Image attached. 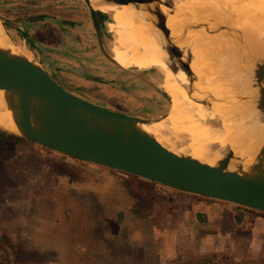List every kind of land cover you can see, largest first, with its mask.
Listing matches in <instances>:
<instances>
[{
    "label": "rangeland",
    "instance_id": "1",
    "mask_svg": "<svg viewBox=\"0 0 264 264\" xmlns=\"http://www.w3.org/2000/svg\"><path fill=\"white\" fill-rule=\"evenodd\" d=\"M157 6L162 8L159 3ZM100 14L110 28L108 14ZM0 26L13 46L27 50L41 65L48 63L55 81L72 93L130 115L168 114L171 90L162 86V74L154 67L142 72L111 61L106 46L105 52L99 45L85 0H0ZM18 30L20 38L15 34ZM103 35V42L112 47L113 38ZM211 108L208 105L204 110L202 122ZM168 126L173 131L186 130ZM0 140V172L7 174H0V201L11 202L8 206L18 218L27 204L17 196L18 189L11 192L20 182L19 175L31 178V173L40 171L39 191L44 185H53L54 178L58 181L57 188L51 189L57 190L41 193L39 201L44 206L43 217L61 225L56 229L61 235L53 236L58 253L51 251L36 258L37 263L25 254L27 261L18 264H45L50 257L59 264H98L93 257L94 232L121 257L104 264H264V212L186 194L90 164L68 165L53 159L64 155L2 130ZM26 165L29 173H20L27 170L22 168ZM60 184L71 192L64 193ZM0 211L6 218V211ZM1 212L0 231L5 227L14 231L15 225ZM249 214L259 216L253 220L261 221L259 226L247 219ZM253 232L263 235L259 233L252 244L247 238ZM64 236L80 240V250L76 251L72 240L67 242ZM10 243L0 236L3 251ZM242 247L245 250L241 251ZM2 260L0 257V264Z\"/></svg>",
    "mask_w": 264,
    "mask_h": 264
},
{
    "label": "water",
    "instance_id": "2",
    "mask_svg": "<svg viewBox=\"0 0 264 264\" xmlns=\"http://www.w3.org/2000/svg\"><path fill=\"white\" fill-rule=\"evenodd\" d=\"M107 1L145 7L144 11L152 15L153 27L167 42L166 20L168 15L177 12V4L171 7L168 3L171 8L165 13L153 0ZM85 2L93 17L89 1ZM214 30H211L212 36L221 34ZM222 33L227 37L226 32ZM163 49L167 53L168 67L177 72L178 65L172 60L171 50L167 45ZM27 56L29 58L0 48V89L7 94L18 129L15 133L0 128L8 136L21 137L52 152L186 194L264 212V140L258 145L259 137L254 135L247 148L249 151L241 153L240 145L230 144L225 136L223 142L211 144V152H216L213 165L188 153L177 154L166 149L153 133L141 130L140 124L150 123V118L112 110L72 93L57 83L32 55ZM154 68L159 71L158 67ZM180 68L185 73L184 84L202 99L232 90L231 75L200 78L195 71ZM255 70L256 95L252 85L251 95L246 93L241 97L243 103H252L253 108L246 115L234 117L246 128L251 125L249 120L264 123V65ZM250 139L253 138L247 140ZM230 165L233 168L229 169Z\"/></svg>",
    "mask_w": 264,
    "mask_h": 264
},
{
    "label": "bare ground",
    "instance_id": "3",
    "mask_svg": "<svg viewBox=\"0 0 264 264\" xmlns=\"http://www.w3.org/2000/svg\"><path fill=\"white\" fill-rule=\"evenodd\" d=\"M87 1L94 12L92 22L97 30L99 45L105 52L106 46L111 61L137 67L142 72L158 67L164 77L162 86L171 90L172 105L168 114L162 118L148 117L151 122L140 124L142 131L153 133L156 140L172 152L181 155L188 153L212 165L215 164L216 152H211V144L223 142L225 136L230 144L237 142L240 145L241 153L249 151L247 148L254 135L259 137L258 145L262 143L264 123L249 120L251 125L246 128L236 118L246 115L253 108L252 103H243L241 97L246 93L251 95L252 85L256 95L257 83L253 82L255 67L264 65V0H153L155 6L161 4L165 13L177 4V12L168 15L166 20L169 29L167 42L153 27L152 15L144 11L145 7L120 5L107 0ZM168 3L171 7H168ZM101 12L108 14L110 28L102 20ZM209 16L213 18L208 19ZM211 30L221 34L212 36ZM222 32H226L227 37ZM105 33L113 38L112 47L103 42ZM164 45L172 52V60L178 65L177 72L168 67ZM0 48L26 57L30 54L22 47L9 43L1 26ZM182 66L200 74V78L231 75L232 90L208 100L202 99L184 84ZM153 69L156 71V68ZM208 105L213 108L202 122ZM168 124L185 127L186 130L173 131ZM0 128L18 133L7 103V94L2 89ZM249 138L253 139L247 140ZM231 168L232 165L229 166Z\"/></svg>",
    "mask_w": 264,
    "mask_h": 264
},
{
    "label": "crops",
    "instance_id": "4",
    "mask_svg": "<svg viewBox=\"0 0 264 264\" xmlns=\"http://www.w3.org/2000/svg\"><path fill=\"white\" fill-rule=\"evenodd\" d=\"M16 37L20 38V33L16 31ZM35 39V38H33ZM44 69L51 75L52 71L50 69L49 64L47 63L46 65H42ZM52 78L54 79L53 75H51ZM55 80V79H54ZM10 139V138H8ZM2 144H0L1 146ZM55 158L53 159H59V161H64L68 165L70 164H80V165H86L89 166L90 163L83 162L68 156H54ZM93 165V164H90ZM28 165L23 166V169H27ZM90 167H95L98 169H103V170H108L111 171L115 174H118V171H114L112 169L104 168L101 166H90ZM10 168V167H9ZM3 170V169H1ZM6 171V170H4ZM21 172H26L29 173L28 169L27 170H19ZM19 173V172H18ZM40 173V171H39ZM39 173L30 174L26 177L25 174H21L20 176V182H17L16 186H13L11 192L14 193L17 190V196L20 197L21 199L27 201V204L25 208L23 209V212L21 213V217L16 216V211L11 209L8 205H11L9 201L1 200L0 201V210H5L6 211V218L10 219V222H12L15 225V230L13 231L12 229L5 227L0 231V236L3 238L5 237L8 241L11 243L8 245V248L6 247L5 250L3 251L0 248V257L3 259V263L1 264H18L19 262H26L27 260L25 259V254L27 256H31L35 262L38 261L36 258H41L42 256H45L47 253H51L56 251L58 253V248L56 247L53 239L54 235H61L56 229L58 226L57 222L52 221V219H47V217H43L44 215L42 214V210L44 209L43 204H40L39 201L41 199V193L44 192H52L56 190H51L52 188L55 189L57 188V179L54 178L53 185H44L45 189L44 190H37L36 188L40 189L38 187L37 183L40 182L39 179ZM1 175L4 177H7V174H3V172H0ZM37 174V175H36ZM26 177V178H25ZM48 182L50 184V177L48 176ZM29 186V189H27ZM10 187V186H9ZM59 188L62 189L64 193L71 192L65 185L60 184ZM86 203V201H85ZM45 205L48 204L50 205L51 203L46 202L44 203ZM51 207V205H50ZM1 212V211H0ZM20 212L17 213L19 215ZM1 216L6 219L1 212ZM250 218L251 222H256L253 221L255 219H258L259 216H254L249 214L247 219ZM95 220V219H94ZM47 222V223H46ZM96 222V221H95ZM261 221H258L255 223L256 227L259 226ZM62 229V228H59ZM63 230V229H62ZM260 232H253L251 235L248 236L247 240L248 242H253L255 241L256 237L259 236ZM263 235V233H260ZM94 238H96V244L92 243V247L95 250V254H93V257L96 259L98 264H104L105 262H114V261H119L121 260L120 256L115 255L109 250V245L105 240L96 232L93 233ZM74 238H66L64 236V240L67 242H70L72 240V243L74 245L75 250H80L78 248V241L81 243L80 240H73ZM246 242V243H248ZM245 241L242 240V244H244ZM86 246V245H84ZM246 247H242L241 251L243 249L245 250ZM83 249V248H82ZM81 249V251H82ZM93 250V251H94ZM37 263V262H36ZM54 257H50L48 261L45 262V264H59Z\"/></svg>",
    "mask_w": 264,
    "mask_h": 264
},
{
    "label": "trees",
    "instance_id": "5",
    "mask_svg": "<svg viewBox=\"0 0 264 264\" xmlns=\"http://www.w3.org/2000/svg\"><path fill=\"white\" fill-rule=\"evenodd\" d=\"M0 144H2V141L0 140Z\"/></svg>",
    "mask_w": 264,
    "mask_h": 264
},
{
    "label": "flooded vegetation",
    "instance_id": "6",
    "mask_svg": "<svg viewBox=\"0 0 264 264\" xmlns=\"http://www.w3.org/2000/svg\"><path fill=\"white\" fill-rule=\"evenodd\" d=\"M17 32L19 33V30Z\"/></svg>",
    "mask_w": 264,
    "mask_h": 264
}]
</instances>
